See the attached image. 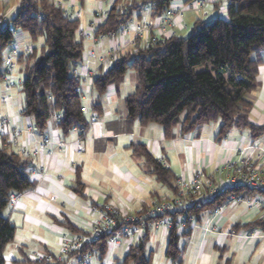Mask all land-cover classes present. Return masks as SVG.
<instances>
[{
    "label": "crops",
    "instance_id": "1",
    "mask_svg": "<svg viewBox=\"0 0 264 264\" xmlns=\"http://www.w3.org/2000/svg\"><path fill=\"white\" fill-rule=\"evenodd\" d=\"M50 1L60 3L68 16L78 20L77 39L81 38L83 43V54L75 70L80 82L82 106L92 109L93 103L98 104V113L94 112L96 121L88 126L81 138L82 150L78 151L76 128L63 135L55 118H52L39 132L33 119L21 114L24 100L20 94V83L23 77L13 71L10 89L0 79V122L6 120V132L15 135L14 140L9 141L7 135L0 133V147L30 161L29 177L34 183L32 189L16 196L15 203L8 204L1 213L15 228L13 241L4 249V264H49L57 260L69 238L80 235L79 232L90 233L91 224L101 218L99 212L93 210L100 211L103 205L108 204L124 214L133 215L171 198L174 194L151 174L144 158L134 152L133 145L144 146L147 153L168 168L174 177L189 179L197 171L205 177L215 176L216 169L223 163L245 159L261 167L264 178V133L254 139L247 129L232 128L218 138L220 122H217L197 126L187 134H182L178 125L167 138L160 125L142 126L137 119L128 118L125 99L137 84V76L132 70L126 71L117 87L108 86L98 98L90 78L92 70L97 71L96 75L108 70L107 67H99L98 60L89 56L91 51L99 57L119 44L118 58L133 54L134 47L138 50L145 48L144 39L137 38L134 29L144 24L154 27L151 35L159 41L185 37L197 21L226 19L228 12L224 0H210L199 11L184 10L165 31L155 28L158 15L146 6L133 14L128 33L115 41L102 42L87 39L80 32L92 34L105 21L104 18L95 19L94 14H107L114 0ZM132 1L120 0V4ZM192 1L172 0L169 7L182 9ZM18 8H0V16L10 21ZM15 35L4 56L12 47L22 54L34 48L22 36L19 45ZM260 57L257 88L246 95L252 104L248 119L256 126H264V51ZM17 66L23 67L21 64ZM5 68L3 65L4 71ZM128 72H133L136 79L127 75ZM15 79L19 94L15 90ZM126 80L131 82L125 83ZM84 117L88 121L89 115L84 114ZM45 140L49 145L44 148L41 144ZM60 143L64 146L58 150L56 147ZM262 214L260 209L248 208L245 203L226 206L216 215L201 211L195 225L180 234L178 264H264V232L248 229L249 225L263 218ZM145 233V258L151 264H175L165 256L168 232L160 227H149ZM136 244L134 239L130 243L120 241L107 245L101 255L93 248L86 254L88 264H120L128 247ZM81 258L79 255L70 257L68 263L79 264Z\"/></svg>",
    "mask_w": 264,
    "mask_h": 264
},
{
    "label": "trees",
    "instance_id": "2",
    "mask_svg": "<svg viewBox=\"0 0 264 264\" xmlns=\"http://www.w3.org/2000/svg\"><path fill=\"white\" fill-rule=\"evenodd\" d=\"M171 1L134 0L121 5L120 0H114L95 33L116 31L146 6L159 15ZM227 12L226 19L195 22L185 37H171L139 49L135 54L118 57L106 72L95 76L96 97L102 96L110 85L117 87L126 71L132 70L137 84L125 99L130 120L137 119L142 126L158 124L167 138L178 125L182 134H187L197 126L217 122H220L218 138L232 128L247 129L254 139L259 138L264 126L249 121L252 104L246 95L257 88L260 54L264 51V0H231ZM78 27V20L50 0H19L15 17L0 28V79L4 74V53L13 43L12 31L25 32L31 41L43 39L38 49L32 48L18 57V64H23L21 114L32 118L39 132L52 118L63 135L75 128L87 127V120L80 111L81 93L76 92L80 82L72 73L83 54V43L81 38L77 39ZM98 107L93 103L92 111L98 113ZM133 150L144 158L151 174L175 195L176 177L171 171L153 159L144 146L133 145ZM30 170L29 160L0 147V264H4V249L13 241L15 233L14 226L1 213L12 196L34 187ZM229 194L249 198L264 196V193L242 188L231 189L220 195L210 208L222 204ZM206 208L202 206L191 212L198 218ZM248 229L264 232V217ZM180 236L174 228L168 231L165 256L175 264L180 261ZM144 245L145 240L130 245L120 264H151L144 256ZM106 247L107 237H100L71 252L68 259L84 256L93 248L101 255Z\"/></svg>",
    "mask_w": 264,
    "mask_h": 264
},
{
    "label": "built area",
    "instance_id": "3",
    "mask_svg": "<svg viewBox=\"0 0 264 264\" xmlns=\"http://www.w3.org/2000/svg\"><path fill=\"white\" fill-rule=\"evenodd\" d=\"M8 2V0H4ZM226 6L231 4V0H224ZM210 0H194L188 3L182 9H172L168 7L156 18L155 28L165 31L169 28L175 17L181 16L184 10L186 11H199L204 9ZM60 6V3L58 4ZM107 14L95 13L94 18L106 19ZM7 25L5 17L0 16V28ZM131 28V23L119 27L116 31H110L107 33H95L92 34H80L87 39H91L94 42H102L104 40L115 41L116 38L125 35ZM151 24H144L143 26H136V37L144 39V47L152 46L159 42L158 38L151 35L153 30ZM9 29H11L9 27ZM13 37L15 32L12 31ZM145 37V38H144ZM134 44V43H133ZM109 51L106 55L96 57L95 53L91 51L89 56L94 60H98L99 67L110 68L117 59V54L120 48L119 44ZM135 54L138 49L134 47L132 50ZM22 53H19L17 48H10L9 54L5 56L4 64L5 71L2 76V80L6 83L7 89L12 87L11 74L18 64V57ZM96 70L90 72L91 80H94L96 76ZM73 75L77 77V72L74 69ZM78 79V78H77ZM79 80V79H78ZM77 93H81L80 88L76 89ZM82 97V96H81ZM83 114H88L86 128H76L78 130L79 139L76 141L77 150L81 151V138L85 134L88 126L92 125L96 121V116L92 109H88L85 106L80 108ZM7 121L2 120L0 122L1 135H7L9 141L14 140V133L6 132ZM49 141L45 140L41 144V147H47ZM64 146L63 143L57 145L56 149L61 150ZM215 176L205 177L200 171H197L189 179L182 177H176L175 185L177 192L169 199L161 200L154 203L144 211H140L133 215L122 213L119 209L112 207L108 204L103 205L101 210L94 209V212H99L101 215L100 220L91 224L90 233L88 236L77 235L69 238L63 245L60 251L59 258L49 264H69L68 255L71 252L78 251L80 248L90 241H94L100 237H107V245H115L120 241L129 242L136 240L137 243L144 241L146 238L147 228H162L165 231L175 229L177 234L183 233L188 228H191L196 223V215L192 213V209H197L202 206H207L206 210L211 215H216L221 210L229 205H237L245 203L248 208H257L262 211L264 217V196L259 195L252 200L249 197L229 194L225 197L224 202L218 206H212L213 202L220 197V195L231 189H246L255 191L257 193H264V178L261 167L257 164L250 162L249 160L242 159L239 162L227 161L220 165L216 171ZM16 197L10 198L9 204L15 203ZM79 264H88L87 256L84 254Z\"/></svg>",
    "mask_w": 264,
    "mask_h": 264
},
{
    "label": "rangeland",
    "instance_id": "4",
    "mask_svg": "<svg viewBox=\"0 0 264 264\" xmlns=\"http://www.w3.org/2000/svg\"><path fill=\"white\" fill-rule=\"evenodd\" d=\"M56 1H59V2H62V0H56ZM18 3H19V1L18 0H8V2H5L4 0H0V8L2 9V8H4V9H12L13 7H14V9H17L18 8ZM188 34V33H187ZM21 36L22 37H26V39H28L29 40V44H31L34 48H39L41 45H42V43H43V39L42 38H38L36 41H31V39L29 38V36L25 33V32H21V31H18L17 32V35H15V40H16V42L20 45V43H21ZM21 47V46H20ZM20 66V65H19ZM19 66H17V68L14 70V73H16V74H18V76L20 77V78H22L23 77V67H19ZM22 66H23V64H22ZM127 75H132V77H134V79H136V76H135V74L133 73V72H128L127 73ZM16 77V76H15ZM127 78L126 79H129V80H131L130 79V76H126ZM129 77V78H128ZM17 78V77H16ZM16 81H13L14 82V84H16V93H18V89H19V86L17 85V79H15ZM131 81H129V82H127V80H126V82L125 83H130ZM19 94V93H18ZM21 95H22V100H24V96H23V94L22 93H20ZM248 95V94H247ZM247 98V97H246ZM248 100V99H247ZM152 231H155L154 229H152ZM161 256V255H160ZM46 264V263H45Z\"/></svg>",
    "mask_w": 264,
    "mask_h": 264
}]
</instances>
